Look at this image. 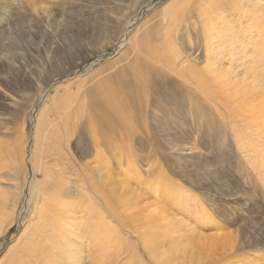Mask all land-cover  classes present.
Masks as SVG:
<instances>
[{
    "label": "rangeland",
    "instance_id": "374dc122",
    "mask_svg": "<svg viewBox=\"0 0 264 264\" xmlns=\"http://www.w3.org/2000/svg\"><path fill=\"white\" fill-rule=\"evenodd\" d=\"M186 1L154 0L145 9L146 0H0V264H17L27 247L33 252L19 264H39L31 246L54 223L49 212L57 209L52 200L58 195L75 208L68 225L87 223L83 206L100 201L91 185L103 175L96 170L106 164L103 157L113 163L121 199L119 220H107L115 236L114 225L119 231V242L112 240L119 264H264L263 148L244 136L260 129L250 126L261 120L228 123L224 108H208L199 97L197 109L206 111L207 122L186 116L166 123L150 106L145 121L132 124L138 126L132 144L119 126L114 131L93 122L94 103L118 89L119 80L144 82L133 58L142 60L144 49L164 44L162 35L178 25L173 15L179 8L173 9ZM190 20L180 24L176 38L186 36L197 18ZM141 36L149 44L140 50ZM191 54L206 67L204 51ZM157 126L176 139L168 132L145 135ZM202 130L211 134L204 138ZM141 233L151 236L149 243ZM160 235L170 240L161 244ZM82 245L89 264L90 243Z\"/></svg>",
    "mask_w": 264,
    "mask_h": 264
},
{
    "label": "bare ground",
    "instance_id": "6f19581e",
    "mask_svg": "<svg viewBox=\"0 0 264 264\" xmlns=\"http://www.w3.org/2000/svg\"><path fill=\"white\" fill-rule=\"evenodd\" d=\"M178 1L182 3L185 2V0ZM244 2H246V6ZM182 3H179L180 5L177 4L176 8L173 9V11H175L179 8V11L173 15V19L175 23L178 21V25L176 23L172 30V34L169 32L170 35L166 38L164 37L166 34L162 35L161 33L165 40L164 44L154 47L155 51L150 52L144 49V44L146 42L143 40L142 36V39L139 40L138 48L140 50L144 49L145 56L143 54L144 59L142 58V60L139 58L140 56H136L137 58L135 57L133 59L139 60V63H137V60H134V63H136L135 65H137L135 73L139 80L144 78V82L142 84L140 82L141 85L138 84V86H135L132 83L130 84L128 80L124 82L119 80L118 89L112 88L113 90L108 92L103 100H97L94 103L92 108L93 114L98 118L96 119L95 117L96 120L93 119V122L99 127L100 124H104L106 129L114 131V128L119 126V129L123 130L126 136L123 140L125 139L132 144L134 141L133 139H135L136 128L138 127H135L136 125L133 122L136 123L139 122L138 120H144L145 111L150 106L157 109L162 114V118L166 123L169 122L172 124L174 120H176L174 118L181 119L186 116L187 119L191 117L192 120L198 121V125L202 124L200 121L205 120L207 122V119L203 116L206 114V111L201 110V112L197 109L199 108L200 97L205 101L207 106L209 105L208 108H224L225 115L223 113L221 115L224 120H228V123L246 122L245 124H247L248 121L252 122L255 119L261 120V122L259 121L261 125L255 127L256 122L253 121L255 125L250 126L254 129L260 127V129L250 130L247 132V136L246 134H244V136H254L253 138H255L257 142L259 140L260 144H262L261 148H263L262 155H264V0H196L195 2H193V0H187L186 3ZM153 4L154 0H146L144 4L145 9H151L154 6ZM135 7L139 8L138 5ZM180 15H183V17ZM193 15L197 18L193 27L188 30L186 29V36H179L176 38V34H178L180 30V24L186 23V21L191 22L190 19H192ZM132 25V22L124 24L128 29L132 27ZM161 40L163 43V39ZM223 40L225 42L222 43ZM180 42L182 47L180 46L179 48ZM146 44H149V42ZM182 50L187 57H183ZM189 50L191 52L204 51L207 60L206 67L201 68L197 59L198 57H193ZM129 54L126 55L128 56ZM64 71H66V69ZM93 99L95 101V98ZM68 107L70 108V106ZM78 114L81 113L78 112ZM91 120L89 119V121ZM163 126H157V128L153 130L147 129L145 135H149L148 133L152 134V136L154 135L153 133L165 135L168 132L169 136L176 139L177 136L174 135L175 133H172L167 128H163ZM178 128L179 127H176V129ZM96 129L94 128V130ZM215 130L214 127L211 133ZM217 130H219V128ZM138 131L140 132V130ZM211 133L207 132V130L206 132L202 130V132L198 134L205 138ZM177 134L178 137L184 136V133L182 134L181 131L177 132ZM69 135H71V133ZM153 139L155 140V138ZM92 140L94 141V139ZM123 140L121 142H123ZM118 142L119 138L117 140V143ZM99 144L97 143V146H99ZM108 144L110 143L108 142ZM127 145L129 144L127 143ZM129 147L131 148L132 145H129ZM105 148H107V146ZM130 148L129 151L131 150ZM109 158L111 159V157ZM103 160L106 162L105 165H101L100 169L96 166V170H101L103 175L99 179L93 180L91 185L94 196H97V200L100 201H94L93 203L89 202L90 204L86 203L83 206V208H87L86 211H89L88 214H83V218L86 216L85 221L81 220L87 222L86 224H80L79 227H74L73 224L68 225V217L72 215L75 208H67V203L60 199V195H58L57 198H53L52 204L55 205L57 209L49 213L52 214V216H50L54 220V223L47 228L48 234L42 235L39 242L31 246L37 252V260L40 261L38 262L39 264H84L81 252L84 251L82 243H85V241L90 243L89 253L86 256L88 259L85 260L86 262L89 264H119L118 261L121 256L118 253V248H116V245L114 247V242L112 241L115 240V242H119V231L117 225H114V229L117 232V236H115L112 230L113 226L107 221L108 219L114 221L120 218L119 207L121 199H116L119 186L116 184L115 177L112 173L113 163H109V160L104 157ZM128 176L130 177V174H127L125 178H128ZM56 187H58V185H56ZM57 191H59V189ZM72 205L74 204L72 203ZM162 226H160V228L163 231L164 227ZM107 231H109V234H104V232ZM47 235H49V237H46ZM59 235H61L60 238L58 237ZM140 235H142L140 237L142 242L149 243L151 237L149 234L141 233ZM160 237L161 240L159 243L161 244L162 239L165 240L166 243L170 240L167 236L160 235ZM45 240H47V243L44 242ZM80 241L82 242L80 243ZM153 241L154 240L151 239L150 243H154V246L158 245L159 249L160 244ZM28 250L33 252L32 249H28L27 247L22 253V258L18 260L19 257H15L14 262L19 264V262H23L27 257H30L31 255L28 254Z\"/></svg>",
    "mask_w": 264,
    "mask_h": 264
}]
</instances>
